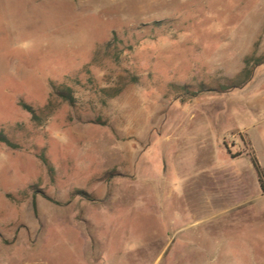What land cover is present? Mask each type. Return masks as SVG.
<instances>
[{"label": "rangeland", "instance_id": "374dc122", "mask_svg": "<svg viewBox=\"0 0 264 264\" xmlns=\"http://www.w3.org/2000/svg\"><path fill=\"white\" fill-rule=\"evenodd\" d=\"M0 131V264H264V0H0Z\"/></svg>", "mask_w": 264, "mask_h": 264}, {"label": "trees", "instance_id": "16d2710c", "mask_svg": "<svg viewBox=\"0 0 264 264\" xmlns=\"http://www.w3.org/2000/svg\"><path fill=\"white\" fill-rule=\"evenodd\" d=\"M228 89H230V87L221 86L218 89H209V90H213V91H217V92H223V91H226ZM54 90H55V94L58 97H60L63 101L69 103L71 106L75 105V98L73 96V90L70 87L63 85V86L55 88ZM203 91H206V90H202V92ZM23 108L32 114L34 121H37V122L41 121L40 116L36 113V111L31 106L24 104ZM0 143L5 144L12 149L18 148L17 145L12 143L9 140V138L1 131H0ZM251 159H252L253 166L257 172L260 187H261L262 191L264 192V169H262V167L260 166V164H259V162H258V160L254 154H252ZM41 161L45 165L49 166L48 161L44 156L41 157Z\"/></svg>", "mask_w": 264, "mask_h": 264}]
</instances>
